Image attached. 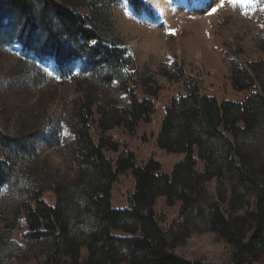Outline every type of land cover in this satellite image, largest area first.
<instances>
[{
	"label": "trees",
	"instance_id": "16d2710c",
	"mask_svg": "<svg viewBox=\"0 0 264 264\" xmlns=\"http://www.w3.org/2000/svg\"><path fill=\"white\" fill-rule=\"evenodd\" d=\"M118 1L0 0V25L7 21L14 28L12 41L53 60L63 76L72 64H82L80 74L91 75L93 83L80 90L72 184L54 181L51 189L28 190L18 221L21 239L24 245L44 244L47 252L27 264H210L174 252L179 226L193 214L230 245L233 264H255L264 248V60L232 66L235 91L251 92L243 103L220 102L198 89L172 101L156 146L184 159L171 175L161 174L158 161L139 165L122 141L104 136L115 130L134 134L141 123H151L161 91L151 73H128L134 58L112 23L111 6ZM125 1L134 15L151 14L144 0ZM8 79L0 72L1 88ZM114 83L130 102L108 111L99 104L98 89ZM13 127L0 119V189L18 184L7 153L37 148L34 140L16 141ZM128 172L135 185L128 207L114 209V186ZM183 235L188 238L190 230Z\"/></svg>",
	"mask_w": 264,
	"mask_h": 264
},
{
	"label": "rangeland",
	"instance_id": "374dc122",
	"mask_svg": "<svg viewBox=\"0 0 264 264\" xmlns=\"http://www.w3.org/2000/svg\"><path fill=\"white\" fill-rule=\"evenodd\" d=\"M144 1L151 14L136 16L125 0L114 3L112 23L134 58L128 73H151L161 87L154 99L156 112L151 123H141L134 134L115 130L104 136L122 141L139 165L154 159L162 166L161 174L171 175L184 156L169 155L156 146L167 108L190 89L220 102L246 100L251 92L235 91L232 66L264 60V0ZM7 24L4 21L0 25V72L10 79L6 87H0V119L7 127L14 125L12 135L16 141L25 144L34 140L37 148L29 154L15 149L5 158L18 184L0 189V264H27L34 256L45 259L47 252L44 244L24 245L21 239L18 221L28 190L37 185L51 189L54 181L72 184L78 170L72 142L76 138L74 126L79 124L80 90L89 91L93 83L91 75L80 74L82 64L78 62L63 76L53 60L26 52L17 40L12 41L14 28ZM119 88L114 83L98 89L102 108L111 111L129 104V96L121 95ZM134 187L132 172L120 177L113 190L114 209L128 207ZM46 196L50 204H55L54 196ZM204 199L210 200L208 195ZM243 207L242 202L239 208ZM186 228L190 230L188 238L183 235ZM179 230L174 248L179 256L210 264L234 263L230 245L201 217L191 215L189 224H180ZM255 264H264V248Z\"/></svg>",
	"mask_w": 264,
	"mask_h": 264
}]
</instances>
